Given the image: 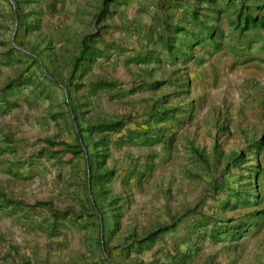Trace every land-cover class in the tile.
<instances>
[{
	"label": "rangeland",
	"instance_id": "rangeland-1",
	"mask_svg": "<svg viewBox=\"0 0 264 264\" xmlns=\"http://www.w3.org/2000/svg\"><path fill=\"white\" fill-rule=\"evenodd\" d=\"M0 264H264V0H0Z\"/></svg>",
	"mask_w": 264,
	"mask_h": 264
},
{
	"label": "trees",
	"instance_id": "trees-1",
	"mask_svg": "<svg viewBox=\"0 0 264 264\" xmlns=\"http://www.w3.org/2000/svg\"><path fill=\"white\" fill-rule=\"evenodd\" d=\"M260 26L261 24L259 23L258 24V22L256 21H254L252 18H250V17H248V18H244V20H243V25L241 26V28H240V30H245V29H247L248 27H250V26ZM204 33V36L206 37V38H208V36H209V32L207 33V32H203Z\"/></svg>",
	"mask_w": 264,
	"mask_h": 264
}]
</instances>
